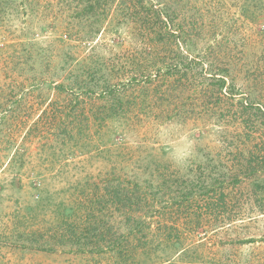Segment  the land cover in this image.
Masks as SVG:
<instances>
[{"label":"rangeland","instance_id":"374dc122","mask_svg":"<svg viewBox=\"0 0 264 264\" xmlns=\"http://www.w3.org/2000/svg\"><path fill=\"white\" fill-rule=\"evenodd\" d=\"M0 264H264V0H0Z\"/></svg>","mask_w":264,"mask_h":264},{"label":"trees","instance_id":"16d2710c","mask_svg":"<svg viewBox=\"0 0 264 264\" xmlns=\"http://www.w3.org/2000/svg\"><path fill=\"white\" fill-rule=\"evenodd\" d=\"M96 1H98V2H100V0H96ZM124 193V189H122L121 191H119V192H117V194L120 196L121 194H123ZM116 193H115V195H116V197L118 196ZM123 196V195H122ZM121 197V196H120ZM123 197H127L128 198V201H131V199H130V197H129V195L126 193ZM122 198V197H121Z\"/></svg>","mask_w":264,"mask_h":264}]
</instances>
